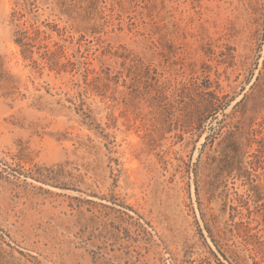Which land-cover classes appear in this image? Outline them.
<instances>
[{
    "label": "rangeland",
    "instance_id": "rangeland-1",
    "mask_svg": "<svg viewBox=\"0 0 264 264\" xmlns=\"http://www.w3.org/2000/svg\"><path fill=\"white\" fill-rule=\"evenodd\" d=\"M0 264H264V0H0Z\"/></svg>",
    "mask_w": 264,
    "mask_h": 264
},
{
    "label": "trees",
    "instance_id": "trees-1",
    "mask_svg": "<svg viewBox=\"0 0 264 264\" xmlns=\"http://www.w3.org/2000/svg\"><path fill=\"white\" fill-rule=\"evenodd\" d=\"M18 43H21V41L20 42H18ZM212 99L213 100H219L218 99V97L215 95V94H212ZM210 102H212V105L210 106V107H213V105H214V102L211 100ZM214 109V108H213ZM211 252V251H210ZM212 253V252H211Z\"/></svg>",
    "mask_w": 264,
    "mask_h": 264
}]
</instances>
